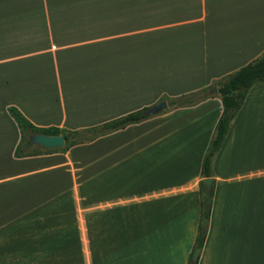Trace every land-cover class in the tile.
<instances>
[{"label": "crops", "instance_id": "crops-1", "mask_svg": "<svg viewBox=\"0 0 264 264\" xmlns=\"http://www.w3.org/2000/svg\"><path fill=\"white\" fill-rule=\"evenodd\" d=\"M263 51L264 0H0V264H186L222 111L212 91ZM159 102L163 114L66 151L14 156L8 108L78 132ZM210 180L195 263L264 264V84Z\"/></svg>", "mask_w": 264, "mask_h": 264}, {"label": "trees", "instance_id": "trees-1", "mask_svg": "<svg viewBox=\"0 0 264 264\" xmlns=\"http://www.w3.org/2000/svg\"><path fill=\"white\" fill-rule=\"evenodd\" d=\"M257 84H264V51L252 62L237 69L222 80L218 81L215 85L216 93L220 100L222 111L215 124L212 137L210 138V141L208 143V146L206 147L200 163V180L198 182L200 205L199 221L193 248L189 254L186 264H192L190 261L192 252L194 250L200 251L202 248L205 231L202 230L201 223L202 221L208 220L210 213V205L205 208L202 197L207 196L211 199L213 180H211L210 191L208 193L205 192L202 180L205 178L212 179L213 158L219 150L224 137L226 136L231 121L242 105L246 93L252 86ZM160 101H166V104L169 108H179L189 106V104L192 103V98L191 95H188L176 99H161ZM145 110L146 108L129 113L127 115L103 123L99 126L92 127L83 131L65 132L52 127L45 129H36L22 115H20V113L16 109L8 108V114L13 119L22 137V142L16 147L14 156L17 158H21L36 155V153L34 152L26 151V148L32 147V145L28 141V137L31 135L61 134L64 141V146L62 148L43 150L46 153H52L55 151L62 152L68 150L73 145L88 142L94 138L112 133L117 130H121L128 125L136 124L147 119L149 116H144L142 114Z\"/></svg>", "mask_w": 264, "mask_h": 264}, {"label": "water", "instance_id": "water-1", "mask_svg": "<svg viewBox=\"0 0 264 264\" xmlns=\"http://www.w3.org/2000/svg\"><path fill=\"white\" fill-rule=\"evenodd\" d=\"M216 92L215 89L212 91ZM166 109L165 102H159L152 107L146 109L142 114L144 116H152L158 114L160 111ZM28 141L32 145H38L44 149H57L62 148L64 146V141L61 134L57 135H46V134H35L28 137ZM205 192L208 193L210 191L211 180L210 178H205L202 180ZM202 201L204 203L205 208H207L210 204V198L207 196L202 197ZM201 228L204 231L206 228V221H202ZM199 251L194 250L191 254V263L194 264L196 262Z\"/></svg>", "mask_w": 264, "mask_h": 264}, {"label": "rangeland", "instance_id": "rangeland-1", "mask_svg": "<svg viewBox=\"0 0 264 264\" xmlns=\"http://www.w3.org/2000/svg\"><path fill=\"white\" fill-rule=\"evenodd\" d=\"M164 111H165V110L160 111V112L158 113V115H159V114H163ZM32 150H33V151H41L40 148H33Z\"/></svg>", "mask_w": 264, "mask_h": 264}]
</instances>
